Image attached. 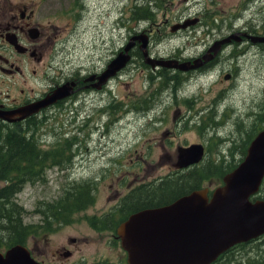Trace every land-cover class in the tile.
<instances>
[{"label":"rangeland","instance_id":"374dc122","mask_svg":"<svg viewBox=\"0 0 264 264\" xmlns=\"http://www.w3.org/2000/svg\"><path fill=\"white\" fill-rule=\"evenodd\" d=\"M144 1L0 0V11L22 2L31 8L32 2H38L33 20L51 37L50 53L60 48L59 56L92 61L99 67L139 32L149 35L148 51L153 57L191 59L214 39L242 25L264 31V0H149L152 17H134L137 2L143 5ZM183 20L191 22L171 29ZM237 37L240 34L235 32L231 40L238 41ZM130 52V60L113 76L108 89L91 91L89 97L84 94V102L74 98L51 107L28 124V129L34 128L41 150L60 148L56 155L60 162L43 160L40 174L22 182L12 195L23 208L21 215L51 210L81 185L98 189L83 213L74 211L72 222L58 225L51 234L53 245L67 244L68 235L98 232L84 215L107 210L134 184L152 181L144 187L149 202L156 201L158 193L188 187L190 181L180 178L177 185L153 191L163 176L176 177L174 163L181 142L203 144L208 173L199 183L217 185L220 179L215 173L239 161L243 149L264 125V47L233 42L216 52L219 55L211 66L189 71L152 68L137 45ZM225 73L232 76L226 78ZM18 80L16 87L2 82L1 93L18 96L20 87L26 91L42 87L37 82L34 86L28 82L32 86L26 87L21 77ZM15 125L26 123L0 126ZM3 133L0 129V137ZM260 196L264 198V190ZM105 236L96 234L86 253L109 254ZM259 243L254 240L247 252L234 250L220 264H255L260 261L256 258H264V244Z\"/></svg>","mask_w":264,"mask_h":264},{"label":"flooded vegetation","instance_id":"af4514ba","mask_svg":"<svg viewBox=\"0 0 264 264\" xmlns=\"http://www.w3.org/2000/svg\"><path fill=\"white\" fill-rule=\"evenodd\" d=\"M27 7V3L22 2L15 4L12 8H5L0 11V85L7 81L10 87H16L19 83L18 79L21 77L24 80L22 83L26 87L32 86L35 82L41 84L42 87L40 89L30 87L28 91L24 87H20L18 96H10L9 91L3 95L0 91V112L35 102L64 83H68L70 93L58 98L51 104L40 107L37 111L21 119L9 120L0 116V124L23 123L28 117H36L38 113H46L51 107L60 106L74 98L84 102V94L87 93V97H89L91 91L108 89L113 78L111 76L105 82L100 83L98 76L114 57V53L107 58L102 67L92 61L70 60L65 56H59L57 53L60 48L52 49V53H50L53 43L51 37L41 27L40 23L33 20L39 4L32 2V7ZM234 31L241 35L239 40H231L222 44L220 50L233 42L264 47V39L253 40L251 37L253 35L264 36V31L245 25ZM216 39L210 42L202 53L191 58L206 52ZM136 45L139 47V42L136 41L134 46ZM218 55L215 53L212 58L193 70H201L211 66ZM230 76L232 75L225 73L226 78ZM28 82H32V85L26 84ZM17 115L15 113L8 114V117L15 118ZM189 143L181 142L178 146H186ZM183 169L175 168V171L182 172L185 170ZM146 183L147 181H144L126 189L127 191L122 193L107 210L84 215L87 223L98 232L81 236L68 235L65 238L67 244L53 245L55 241L51 239V234L58 230L56 229L58 225L72 222L74 211L78 210V214L83 213L87 206L94 201L98 192L97 188L87 185L79 186L76 191L79 188H85L89 192L90 200L84 201L82 205L70 210L69 215H52L53 208L51 210L45 208L43 211H38V215L0 216V254L5 257L6 253L10 251L14 264H128V253L121 244L117 228L132 213L151 207L146 206L147 191L143 185ZM207 186L210 194L216 185L211 187L208 184ZM60 203L62 200H59L58 205ZM79 217L82 218V216ZM11 221H15V224L11 225ZM8 229H13V232ZM99 233H106L103 242L107 245L109 254L101 251H90L92 255L86 253L89 242L94 241V236ZM110 252L115 255L113 258H111ZM66 260L67 262L64 263Z\"/></svg>","mask_w":264,"mask_h":264},{"label":"water","instance_id":"95a60500","mask_svg":"<svg viewBox=\"0 0 264 264\" xmlns=\"http://www.w3.org/2000/svg\"><path fill=\"white\" fill-rule=\"evenodd\" d=\"M195 21V20H193ZM191 21L178 22L171 29L185 27ZM235 32L217 39L201 56L193 59L157 58L147 50L148 35L133 34L121 55L113 57L99 74L103 83L130 59V48L140 41L145 62L181 70L196 68L209 60L224 44L234 38ZM253 40L264 36H251ZM239 38V37H237ZM236 38V39H237ZM99 83V84H100ZM68 83L55 88L50 94L0 116L21 119L70 93ZM18 114L9 118L8 114ZM203 156V145L192 143L178 147V167L198 162ZM264 177V128L251 139L245 155L227 171L222 183L209 194L208 187H198L172 201L146 207L132 213L118 228L122 246L127 250L128 264H210L233 244L248 241L264 233V199L252 197ZM11 252L0 254V264H14Z\"/></svg>","mask_w":264,"mask_h":264},{"label":"trees","instance_id":"16d2710c","mask_svg":"<svg viewBox=\"0 0 264 264\" xmlns=\"http://www.w3.org/2000/svg\"><path fill=\"white\" fill-rule=\"evenodd\" d=\"M141 5L137 2V6L134 7L132 11V15L137 18H150L151 12L149 7V0H145ZM35 117H28L25 121L26 126L15 125V127L3 129L0 126V129L4 131L3 136L0 137V181H2L0 185V216H18L22 212V206L17 202H14L15 199H11L12 195L17 192L22 182L27 180L29 177L38 176L40 174V167L42 166V161L46 160L50 163H58L60 160H56V155L60 152V148H56L54 150H41L35 142L34 136V128L32 131L29 128L28 124L36 122ZM4 125V124H0ZM264 125L260 126L259 129L263 128ZM68 152H71L70 144L67 145ZM59 156V153H58ZM223 160V158H221ZM209 160L202 162L199 165H193L190 169H186L182 172H176V177H171L169 175L163 176L159 184L154 187L153 191L159 189H165L169 186L177 185L178 180L181 178L185 181H190L188 187L180 186V188L175 189L174 191H166L167 193H158L156 194L157 200L153 202L147 201L146 206H156L159 204H164L170 202L181 194H184L190 191L193 188H198L202 184L199 183L201 178L206 177V168L208 166ZM238 161H233L225 165L223 169L219 171V173H215L218 179H221L222 175L230 170L237 164ZM204 164V165H203ZM222 164V163H221ZM207 165V166H206ZM216 177V176H215ZM174 183L169 184L170 181ZM152 181H148L146 184H151ZM143 184V185H146ZM89 188L87 187V190ZM264 190V178L260 187L261 191ZM164 192V191H163ZM69 194V193H68ZM13 200V201H10ZM62 203L58 206H54L52 209V215L63 216L69 215L70 210H74V208L82 205L84 201L90 200L89 192L86 191L85 188H79L66 197L63 196L61 198ZM11 225L15 224V221L10 222ZM12 231L11 229H8ZM13 232V231H12ZM258 240L261 244H264V234L252 238L248 241L236 243L229 247L226 251L222 252L218 258H216L211 264H220L224 260V258H228L232 255L234 250H244L248 251V246L250 243L254 242V240ZM237 253V252H236ZM256 262L257 264H264V258ZM255 263V264H256Z\"/></svg>","mask_w":264,"mask_h":264},{"label":"bare ground","instance_id":"6f19581e","mask_svg":"<svg viewBox=\"0 0 264 264\" xmlns=\"http://www.w3.org/2000/svg\"><path fill=\"white\" fill-rule=\"evenodd\" d=\"M222 45V44H221ZM219 49H221V46H220V48ZM122 53H120V54H118V55H121Z\"/></svg>","mask_w":264,"mask_h":264}]
</instances>
